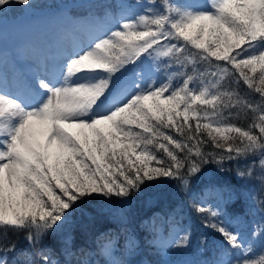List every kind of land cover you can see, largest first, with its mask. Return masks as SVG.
Here are the masks:
<instances>
[{"label": "snow or ice", "instance_id": "1", "mask_svg": "<svg viewBox=\"0 0 264 264\" xmlns=\"http://www.w3.org/2000/svg\"><path fill=\"white\" fill-rule=\"evenodd\" d=\"M17 4L31 7L0 0V14ZM141 8L69 56L59 76L34 74L26 95L0 90V264L17 250L9 234L32 249L12 264H58L44 241L93 194L127 199L160 177L190 193V178L210 161L223 170L225 160H250L240 176H251L252 164L264 170V0H147ZM144 59L177 70L145 78L137 71ZM241 81L258 100L240 93ZM250 115L247 128L232 122ZM209 142L221 151L205 152ZM194 207L209 213L205 227L230 254L203 264H264V222L249 239L218 210ZM154 243L181 251L189 234Z\"/></svg>", "mask_w": 264, "mask_h": 264}, {"label": "trees", "instance_id": "2", "mask_svg": "<svg viewBox=\"0 0 264 264\" xmlns=\"http://www.w3.org/2000/svg\"><path fill=\"white\" fill-rule=\"evenodd\" d=\"M121 1L30 0L31 7L17 4L5 14H0V26L9 31L15 26L60 16L75 19L109 17L117 25V21L140 13L141 5L147 3V0ZM126 10L133 14H125ZM58 45L62 47L65 44L58 42ZM176 70L174 64L165 68L160 59H144L137 69L143 76L152 72L154 79H166ZM250 75L258 77L259 68ZM239 91L244 96L259 99V94L242 81ZM250 120L251 115L248 119H234L232 122L247 128ZM206 122L202 120L201 124ZM190 123L195 126L194 120ZM172 134L176 135L175 132ZM202 135L207 138L206 132ZM202 148L209 153L221 151L213 148L210 142L203 144ZM249 163L250 160L244 159L225 160L223 170L215 162L203 164L201 171L190 178V193L181 191L176 181L160 177L146 181L139 194L127 199H108L96 194L85 197L68 219L45 239L43 246L50 250L52 259L58 264H203L207 260H226L230 254L223 251L227 247L223 237L205 227L209 213L197 212L194 204L218 210L222 214L219 219L233 231L252 239L254 228L264 222V180L261 179L264 170L252 164L254 171L251 176L238 175V171H247ZM152 166H156L154 162ZM185 233L189 234V247L181 251L165 252L154 243L157 235L164 237L162 240L166 244V238L171 241ZM9 235L10 240L17 242L16 252L8 257L12 264L22 260V254L32 249L22 235ZM260 239L257 237L255 240L253 255L261 251ZM65 241L70 243L66 246Z\"/></svg>", "mask_w": 264, "mask_h": 264}, {"label": "rangeland", "instance_id": "3", "mask_svg": "<svg viewBox=\"0 0 264 264\" xmlns=\"http://www.w3.org/2000/svg\"><path fill=\"white\" fill-rule=\"evenodd\" d=\"M129 12L126 10L125 14ZM116 26L109 17L75 19L65 16L15 26L9 32L0 26V90L26 95L27 84L34 74L59 76V69L69 56ZM58 42H64L65 46H58ZM144 77L154 79L152 72ZM165 242H168L167 238Z\"/></svg>", "mask_w": 264, "mask_h": 264}, {"label": "bare ground", "instance_id": "4", "mask_svg": "<svg viewBox=\"0 0 264 264\" xmlns=\"http://www.w3.org/2000/svg\"><path fill=\"white\" fill-rule=\"evenodd\" d=\"M150 201V200H149ZM147 202H148V200H147ZM149 203V202H148Z\"/></svg>", "mask_w": 264, "mask_h": 264}]
</instances>
